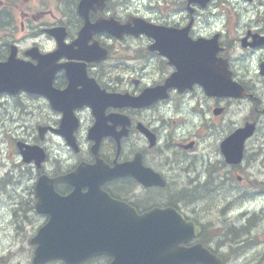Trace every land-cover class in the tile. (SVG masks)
I'll return each mask as SVG.
<instances>
[{
	"label": "flooded vegetation",
	"instance_id": "flooded-vegetation-1",
	"mask_svg": "<svg viewBox=\"0 0 264 264\" xmlns=\"http://www.w3.org/2000/svg\"><path fill=\"white\" fill-rule=\"evenodd\" d=\"M263 3L261 1L259 4ZM116 12L110 14L108 0H0V62L17 57L37 65L48 73H54V86L58 89H65L69 85L67 74L73 73L75 91L67 104L75 105L73 114L79 121L75 135L82 148L86 144L90 147V129L98 120L103 127V118L107 125L114 126L116 135L114 139L104 136L101 142V155L109 165L113 166L115 161H131L139 156L143 165L160 173L166 180L165 186L159 187L145 186L132 177L114 179L105 188L115 198L140 210L157 204H170L176 198L194 205L195 191L222 185L203 180L201 171L207 165L217 166L220 161L221 142L226 136L224 124L220 122L226 113V100L209 98L199 85H194L190 91H202V114L187 122L175 119L173 124L162 118L172 109V104L167 101L169 99L154 97L142 101L141 105L114 106L100 98L95 99L93 104L81 103L77 95L88 89L121 92L136 97L146 88L162 85L167 76L175 71V67L169 65L159 51L150 48L151 39L144 34L138 37L124 34L118 38L108 33V15ZM129 19L121 22L127 23ZM151 20L158 25L175 27H184L192 21L190 33L193 37L209 36L194 25L197 22L194 19L179 22L161 18ZM87 23H90V27L85 30ZM257 23L260 26L253 31L264 36V18H257ZM253 40L251 36L248 42ZM120 43L126 46L122 50L119 49ZM62 44L65 47L63 52L59 50ZM255 47L245 53H230L231 57L245 55L231 60L232 66L242 65L237 69L235 66V69L237 78L245 88L249 86L252 65L255 68L264 60V45ZM65 64L69 66L65 67ZM246 90V98L249 97L257 110L261 111L259 107L264 106V91L256 94L251 88ZM172 93L178 94L176 90ZM4 95L8 94H2L0 100ZM17 97L43 99L46 107L55 115V122L63 117L64 112L54 109L47 97L26 91L14 98ZM227 100L234 102L236 99ZM217 108L224 111L216 114ZM44 118H47V114ZM209 124L215 126L212 133L208 132ZM117 139L121 143L119 152ZM227 186L236 191L237 198L257 197L239 191L232 183ZM67 189L69 191L70 187L64 185L63 191ZM195 214L191 212L192 217Z\"/></svg>",
	"mask_w": 264,
	"mask_h": 264
},
{
	"label": "rangeland",
	"instance_id": "rangeland-1",
	"mask_svg": "<svg viewBox=\"0 0 264 264\" xmlns=\"http://www.w3.org/2000/svg\"><path fill=\"white\" fill-rule=\"evenodd\" d=\"M222 1L224 4L221 6L231 8L233 19L237 16V10L245 13L246 9L251 7L244 4L242 0H219L218 2ZM262 1L264 2V0ZM247 21H249V18H247ZM232 25L235 27V21ZM244 26L239 27L243 28ZM27 104L38 115L32 123L30 121L24 123V120L17 121V115H15L12 108H9V112L5 114L6 117L0 120V180L7 178L3 176L6 170L10 168L19 176L17 177V184H19L17 191L13 190V184H9V182L4 183L3 188L0 189L2 190L0 193V255H4L0 264H31L34 246L30 244V239L46 221V217L38 215L34 210H30L27 216L23 211L22 217L12 220V207L19 210L16 205L20 206L21 203L18 202L19 204H17L15 200L24 199L25 195L23 193H25L31 201L32 186L37 178L36 167L21 161L22 158L15 147L14 139L22 138L28 143L45 145L53 149L51 159L54 158L53 154L57 152L56 149L59 150L62 156L64 154L61 145L58 143H55V148L52 147L54 141H58L57 137L49 134L45 139L46 141L42 142L38 138L36 129H34L40 120H48L49 124L55 122V115L46 107L44 100H27ZM45 114H47V118H44ZM65 154L66 157L62 159L61 165L53 164L50 161L46 169L51 172L57 169L65 170L74 161V159H71L70 153L65 152ZM16 162L18 167L14 165ZM233 186L237 187L234 184ZM210 187V190L202 188L194 192L196 198L194 206L203 213L211 210L204 220L208 222L216 219L220 224L214 222L215 226L223 227L230 223L229 228L246 226L247 230V233H238V237H235L233 233H229L231 244L221 247L222 253L229 254L227 264H264V196L237 198L236 191L228 189L227 185ZM239 191L243 190L239 188ZM24 209H27V204L22 201V210ZM241 211H248L249 213L243 217L240 214ZM233 222L238 224H232ZM19 224L21 226H18ZM219 235L222 236L221 232H219ZM254 238L257 239L256 243ZM239 242L241 245H239ZM44 264L59 263L49 262Z\"/></svg>",
	"mask_w": 264,
	"mask_h": 264
},
{
	"label": "water",
	"instance_id": "water-1",
	"mask_svg": "<svg viewBox=\"0 0 264 264\" xmlns=\"http://www.w3.org/2000/svg\"><path fill=\"white\" fill-rule=\"evenodd\" d=\"M4 86L5 84H0L1 88ZM23 153L26 161L36 158V161L40 163L44 159V153L38 147H28V150ZM46 180V176H41L36 187L39 198L38 209L49 213L50 218L32 240L37 243L33 264H40L55 258H63L69 264H77L90 255L91 248H105L107 242L108 253L115 257L112 264H175L179 260L182 263L215 264V260L209 259L197 247H180L177 252L167 253V255L165 253L164 256L161 253V258L156 257V260L152 256L145 255L144 261H142L143 255L140 251L144 252L151 247L152 245L149 244L160 236L159 233H131L128 228L122 230L118 228L110 231L108 229V234L96 233L87 235L85 238V231L80 228L79 219L73 217V214L61 213L62 199L53 196ZM175 221L177 227L176 229L173 227L176 231H173L174 234L171 237H174L177 242L187 240L190 236L187 222L180 216H177ZM109 222L110 220H108V224ZM165 226L163 224V227ZM166 235L170 234L166 233ZM130 250L136 251L139 257L138 254L127 257L125 253ZM220 261L218 264H221Z\"/></svg>",
	"mask_w": 264,
	"mask_h": 264
},
{
	"label": "trees",
	"instance_id": "trees-1",
	"mask_svg": "<svg viewBox=\"0 0 264 264\" xmlns=\"http://www.w3.org/2000/svg\"><path fill=\"white\" fill-rule=\"evenodd\" d=\"M232 233L234 234L235 237H238V233H247L246 226H241V227H234L232 229Z\"/></svg>",
	"mask_w": 264,
	"mask_h": 264
},
{
	"label": "bare ground",
	"instance_id": "bare-ground-1",
	"mask_svg": "<svg viewBox=\"0 0 264 264\" xmlns=\"http://www.w3.org/2000/svg\"><path fill=\"white\" fill-rule=\"evenodd\" d=\"M8 184V183H7ZM3 188V186L2 185H0V189H2ZM2 191V190H1ZM17 203V202H16ZM17 204H19V203H17ZM243 217H244V215H243ZM250 219V218H249ZM235 227H237V226H235ZM229 230L231 231V233L233 232L232 231V228H229ZM238 243V242H237ZM239 245H241V243L239 242Z\"/></svg>",
	"mask_w": 264,
	"mask_h": 264
}]
</instances>
